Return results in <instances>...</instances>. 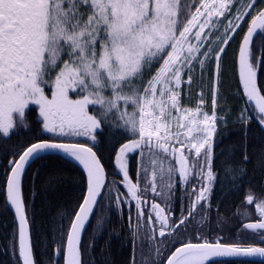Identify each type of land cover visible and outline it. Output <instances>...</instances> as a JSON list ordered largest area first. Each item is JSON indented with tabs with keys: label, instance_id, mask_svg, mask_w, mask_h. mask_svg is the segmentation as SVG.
<instances>
[{
	"label": "snow or ice",
	"instance_id": "1",
	"mask_svg": "<svg viewBox=\"0 0 264 264\" xmlns=\"http://www.w3.org/2000/svg\"><path fill=\"white\" fill-rule=\"evenodd\" d=\"M256 0H0V134L27 128L26 110L38 106L44 132L86 137L93 144L104 125L126 136L114 153L121 174L117 209L128 206L133 243L145 264H214L224 257H264V247L246 239L226 241L206 230L210 197L217 182L214 168L218 131L231 108L221 92L222 58L237 34L234 52L236 95L242 107L236 123L255 119L264 131V85L258 71L264 47L253 51V37L264 32V8ZM251 14L247 31L240 33ZM195 103H190L193 89ZM210 97V110L206 105ZM248 129L244 128L247 140ZM222 140V136L220 137ZM264 166V145L242 142L220 150L225 179L238 188L246 168L234 163L237 150H249ZM58 151L82 166L86 194L74 211L60 215L54 229L56 264H83L82 236L104 210L105 167L93 147L82 143L38 140L14 153L0 189L14 210L16 230L10 247L16 264H37L24 176L31 162ZM129 154L138 159L135 179ZM181 209H174L176 191ZM151 194V195H149ZM134 207L135 216L131 214ZM241 230L264 241V191L244 192ZM255 215L256 219L251 217ZM99 223V221H98ZM135 264V260L133 261Z\"/></svg>",
	"mask_w": 264,
	"mask_h": 264
},
{
	"label": "trees",
	"instance_id": "2",
	"mask_svg": "<svg viewBox=\"0 0 264 264\" xmlns=\"http://www.w3.org/2000/svg\"><path fill=\"white\" fill-rule=\"evenodd\" d=\"M246 23L240 29L244 32ZM241 35L237 34L227 48V55L222 59L223 80L228 74H233L234 52L236 43L240 42ZM253 51L264 47V32L258 31L253 38ZM227 76V77H226ZM231 81V79H230ZM258 83L264 85V65L258 71ZM231 95V94H230ZM229 98V97H228ZM242 100V98H239ZM231 102V99H228ZM37 108L30 105L26 110L27 128L18 126L13 133L5 138L0 134V177L3 176L5 168L14 153L23 147L37 142L38 140H54L65 143H82L93 147L105 167V172L114 168V153L120 144L126 142L125 135H119V129L114 126L104 125L103 132L97 136L95 144L86 137H59L44 132ZM236 119L229 118L226 127L219 128L216 149L217 160L214 168L218 171L217 182L212 190L210 203V219L206 224V230L214 235H223L226 241L237 242L241 237L246 239L245 246L264 247V241L257 234L241 230L246 218L238 214L241 208L244 192L251 188L257 195L264 191V166L258 164L257 157L249 150L250 161H242L240 151L234 156V163L246 168L243 177H237L238 188L233 187L220 166V150L237 148L242 142L255 146L258 150L264 145V131L255 119L246 126L235 122ZM248 129L247 140L244 138V128ZM222 136V140L220 137ZM112 179L108 177L102 192L104 210L99 212L86 226L82 236L83 264H145V256H141L133 243L130 231L128 215L123 209L117 210L114 203L115 191L108 189L114 186ZM115 186L119 185L115 182ZM121 189V188H120ZM86 190V174L75 163L68 159L52 154L42 156L33 161L26 169L24 176V197L28 204L32 239L34 245L35 259L37 264H56L53 257V236L56 222L63 213H71L76 205L81 202ZM121 191H123L121 189ZM175 214H180V209H173ZM134 216V214H133ZM251 219L255 220L253 215ZM99 221V223H98ZM16 230V223L7 207L5 193L0 189V264H16L14 253L10 242ZM63 264V260H59ZM147 264H151L150 261ZM214 264H263L252 261H223Z\"/></svg>",
	"mask_w": 264,
	"mask_h": 264
},
{
	"label": "flooded vegetation",
	"instance_id": "3",
	"mask_svg": "<svg viewBox=\"0 0 264 264\" xmlns=\"http://www.w3.org/2000/svg\"><path fill=\"white\" fill-rule=\"evenodd\" d=\"M263 3H264V0H262L261 2H259L255 6V9L257 11L260 10V9H262L264 7V4ZM250 19H251V14L249 15V18L247 19L246 26L244 27V32L247 31V26H248V23L250 22ZM238 44L239 43L237 42L236 43V49L238 48ZM232 72H233V74H232V77H233V88L235 89V92H236V89H237V74H236V66L235 65H234V68H233V71ZM235 96H237V95H235ZM35 107L37 108V111L39 113L38 106H35ZM35 120L36 121H40V118L39 117H35ZM128 159H129V170H130V174L133 176V179H135V173H136V169H137V164H138L139 157L136 154H129ZM108 177L110 179H112L113 181L117 182V184L119 185V187L123 191H125V189L123 188V185L120 184V180H121L122 177H121V174H119L118 170L116 169L115 160H114V168H113V170H109V171L106 172V182L108 181ZM113 195L116 196L115 193ZM149 195H151V194H149ZM180 197H181V193H180L179 189H177V191H176V200L174 202V209H181V200H180ZM122 209H123L124 214L129 215L130 210H129L128 206H123ZM131 214L132 215L134 214V216H135V209H134V207L131 209ZM128 222H129V220H128ZM130 231L132 232V229ZM136 249H138L140 251V248H139L138 244L136 246Z\"/></svg>",
	"mask_w": 264,
	"mask_h": 264
},
{
	"label": "rangeland",
	"instance_id": "4",
	"mask_svg": "<svg viewBox=\"0 0 264 264\" xmlns=\"http://www.w3.org/2000/svg\"><path fill=\"white\" fill-rule=\"evenodd\" d=\"M258 0H256L257 2ZM247 19V18H246ZM223 59V58H222ZM222 70H223V67H222ZM224 74V73H223ZM229 76V75H228ZM223 77V76H222ZM227 77V76H226ZM231 77H227V79H224L222 78V86H221V92L223 94V96L226 98V101L227 103H223L221 102V108H228V105L230 104V102L228 101V97H234L235 99H237V96H234L236 95V92H235V89L233 88V83L230 82V79ZM233 78V77H232ZM196 89L194 87L193 89V95H192V99L190 101V103L194 104L195 103V99H196ZM205 94H206V99H208L209 103L208 105H206V107H208V109L210 110V97H208L207 95V88L205 87ZM231 94V95H230ZM233 98V99H234ZM232 114V113H231ZM230 118V117H229ZM236 118V117H235Z\"/></svg>",
	"mask_w": 264,
	"mask_h": 264
},
{
	"label": "water",
	"instance_id": "5",
	"mask_svg": "<svg viewBox=\"0 0 264 264\" xmlns=\"http://www.w3.org/2000/svg\"><path fill=\"white\" fill-rule=\"evenodd\" d=\"M256 34V33H255ZM254 34V36H255ZM254 38V37H253ZM52 154H56V155H62L61 152H58V151H50V152H47V153H44L42 154V156H46V155H52ZM41 156V157H42ZM32 163V162H31ZM30 163V164H31ZM83 169V168H82ZM86 188H87V182H86ZM103 191V190H102ZM85 194H86V190H85ZM84 194V195H85ZM102 194V193H101ZM6 199V198H5ZM7 204V203H6ZM7 207L8 209L10 210L12 216L14 217V220H15V214H14V210L11 209L8 204H7ZM16 223V221H15ZM219 261H252V262H259V263H263L264 264V257H259V256H256V257H224V258H217L215 260V262H219Z\"/></svg>",
	"mask_w": 264,
	"mask_h": 264
},
{
	"label": "bare ground",
	"instance_id": "6",
	"mask_svg": "<svg viewBox=\"0 0 264 264\" xmlns=\"http://www.w3.org/2000/svg\"><path fill=\"white\" fill-rule=\"evenodd\" d=\"M231 78V81L230 82H232L233 83V78H232V74H228ZM227 79V78H226ZM229 79V80H230ZM235 96V95H234ZM234 97H229L228 99H231V102H230V104L228 105V108L230 107L231 108V110H232V114L230 115V118H234V119H236L235 117L237 116V114L239 113V110L241 109V107L243 106L242 105V102H241V100L237 97V99H233ZM62 155L65 157V158H67V159H69V160H71L72 162H74V163H76L77 165H79V163L77 162V161H75L74 159H72L71 157H68V156H66L65 154H63L62 153ZM81 168H82V166L81 165H79Z\"/></svg>",
	"mask_w": 264,
	"mask_h": 264
}]
</instances>
